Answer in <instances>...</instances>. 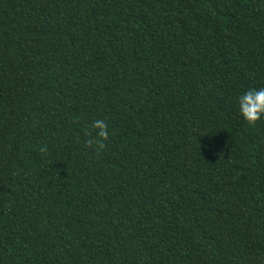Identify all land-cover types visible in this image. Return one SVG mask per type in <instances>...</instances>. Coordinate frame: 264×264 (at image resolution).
I'll use <instances>...</instances> for the list:
<instances>
[{
	"label": "trees",
	"instance_id": "trees-1",
	"mask_svg": "<svg viewBox=\"0 0 264 264\" xmlns=\"http://www.w3.org/2000/svg\"><path fill=\"white\" fill-rule=\"evenodd\" d=\"M261 87L264 0H0V264H264Z\"/></svg>",
	"mask_w": 264,
	"mask_h": 264
},
{
	"label": "clouds",
	"instance_id": "clouds-1",
	"mask_svg": "<svg viewBox=\"0 0 264 264\" xmlns=\"http://www.w3.org/2000/svg\"><path fill=\"white\" fill-rule=\"evenodd\" d=\"M236 105L240 116L249 124L255 123L264 116V87L250 88L236 97ZM95 136L88 140L89 144H96L98 148H104V141L109 137L108 125L104 120L96 119L92 123ZM40 151L46 152V147Z\"/></svg>",
	"mask_w": 264,
	"mask_h": 264
}]
</instances>
